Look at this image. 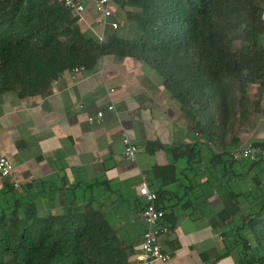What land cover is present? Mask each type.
I'll use <instances>...</instances> for the list:
<instances>
[{"label": "trees", "instance_id": "trees-1", "mask_svg": "<svg viewBox=\"0 0 264 264\" xmlns=\"http://www.w3.org/2000/svg\"><path fill=\"white\" fill-rule=\"evenodd\" d=\"M258 1H117L127 12L124 26L107 31L101 42L81 31V17L62 0H0V98L42 99L63 75L92 71L104 58L136 61L161 81L195 136L194 145L171 148L172 158L196 164L199 146L241 145L238 132L260 113L264 49L256 40ZM209 161L227 183L243 184L242 193L227 192L215 222L230 227L224 237L241 264H264V182L248 177L264 161H246L244 173H237L232 151L213 153ZM13 188L5 186L7 206L0 203V264H133L132 248L89 204L71 203L62 215L41 217ZM165 193H156L162 211Z\"/></svg>", "mask_w": 264, "mask_h": 264}, {"label": "crops", "instance_id": "crops-1", "mask_svg": "<svg viewBox=\"0 0 264 264\" xmlns=\"http://www.w3.org/2000/svg\"><path fill=\"white\" fill-rule=\"evenodd\" d=\"M258 5L261 33L256 40L264 49V0ZM86 14L81 28L96 36L99 29L94 33L87 21L93 16L96 21L90 5ZM255 89H250L253 98ZM111 104L114 112L108 111ZM99 112L101 120L96 119ZM238 133L239 146H199L197 169L186 158L174 160L171 148L192 146L196 140L178 105L142 64L104 58L92 71L63 75L42 99L0 98V158L12 164L15 174L14 181L0 178V200L9 196L5 186L15 182L14 196L32 201L41 217L62 215L71 203L89 204L132 248L137 264L146 230L138 188L145 182L155 193L166 192L159 205L174 217L161 222L167 228L159 240L166 264H236L239 253L224 237L230 227L214 219L223 210L228 178L212 168L209 157L232 151L237 169L242 145L264 144V92L260 113ZM123 136L137 149L135 163L124 156ZM259 169L264 182V166ZM228 184L230 191L242 193V182Z\"/></svg>", "mask_w": 264, "mask_h": 264}, {"label": "built area", "instance_id": "built-area-1", "mask_svg": "<svg viewBox=\"0 0 264 264\" xmlns=\"http://www.w3.org/2000/svg\"><path fill=\"white\" fill-rule=\"evenodd\" d=\"M117 1L122 0H88L93 12L96 14V25L99 34L96 35L99 41L105 39L107 31H115L119 25L114 15V7ZM65 8L69 9L74 15L81 18L86 13V6L82 0H62ZM78 70L73 71V73ZM113 93V91H110ZM108 111L114 112V106L111 104ZM103 113L96 114V119L101 120ZM95 118H89L90 123ZM122 146L124 156L130 163H135L137 149L132 142L125 136L122 137ZM241 159L254 163L264 161V147L246 144L240 149ZM0 178L14 181L15 174L12 164L5 158H0ZM13 187L18 188L17 183L13 182ZM138 196L144 201L141 212L142 219L146 225V230L142 237L140 251L137 256V264H166L168 257L162 252L159 240L162 235L167 233V228L161 225L165 213L158 206L157 194L151 191L145 182H142L138 188Z\"/></svg>", "mask_w": 264, "mask_h": 264}, {"label": "rangeland", "instance_id": "rangeland-1", "mask_svg": "<svg viewBox=\"0 0 264 264\" xmlns=\"http://www.w3.org/2000/svg\"><path fill=\"white\" fill-rule=\"evenodd\" d=\"M83 1V4L85 5V6H87L88 7V5H89V2H88V0H82ZM119 4H116L115 5V7H114V15H115V17L117 18V22H119L118 23V25H119V27L118 28H122V26H124V22H123V20H124V18H125V14L127 13L125 10H123V9H121L119 6H118ZM86 13L83 15V16H85L86 17ZM93 18H94V16H93ZM91 19L90 17L89 18H87V21H88V23H89V26L93 29V32L95 33V32H97V25H96V22H95V19ZM123 23V24H122ZM81 31L82 32H84V34H86L87 33V35H89V34H92L90 31H83V29L81 28ZM99 31V30H98ZM123 32H124V30L123 29H121V30H119L118 31V35L119 36H121V35H123ZM252 91H250V98L251 99H253V97H252V94H253V92L251 93ZM243 147H244V145H242ZM243 147H241V148H243ZM241 162V161H240ZM250 166V163H247L246 161H242L241 162V164H240V167L238 168L237 167V169H236V171H237V173H244L247 169H248V167ZM261 166H264V163H260V165H256V166H253L249 171H248V177L250 176V177H252V176H255V175H257V177H258V179L259 180H262L263 178V172H261L260 171V167ZM194 168L193 169H197L196 167H197V164H195L194 166H193ZM213 173H211V175H212ZM225 184V190H226V192H229L230 190H231V188L229 187V184L228 183H224ZM240 184V183H239ZM11 196V195H10ZM9 197V196H8ZM8 197H6L3 201L2 200H0V203L2 204V205H5V206H7V199H8ZM246 206V205H245ZM243 209H246V208H243ZM236 264H241L240 262H236Z\"/></svg>", "mask_w": 264, "mask_h": 264}]
</instances>
